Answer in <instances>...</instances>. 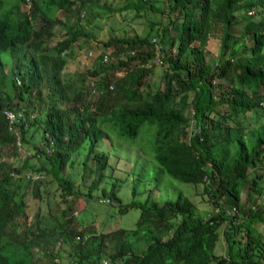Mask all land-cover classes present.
<instances>
[{"label":"trees","instance_id":"trees-1","mask_svg":"<svg viewBox=\"0 0 264 264\" xmlns=\"http://www.w3.org/2000/svg\"><path fill=\"white\" fill-rule=\"evenodd\" d=\"M99 1L0 0V264H37L35 246L50 264H60L64 244L68 264H264V233L256 226L264 224V0H169L168 24L155 34L166 66L161 86L148 76L157 52L152 38L114 36L102 45L114 47L117 61H100L87 71L95 81L72 94L61 79L66 60L60 53L85 35L80 20ZM145 1L133 4L154 9ZM73 12L49 56L44 50L55 26H67ZM212 45L218 49L208 61ZM5 110L16 114L12 125ZM251 116L261 122L245 128L242 118ZM145 124L155 127L151 162L175 180L203 184L213 211L197 216L181 192L154 202V187L144 200L123 203L114 180L108 198L121 213L140 209L134 227L98 232L91 224H73L72 198L79 192L63 173L74 164L73 154L86 143L82 165L93 174L86 193L92 197L110 164L100 141L114 132L135 146ZM17 134L29 154L12 164L3 155L9 147L21 149ZM39 174L51 175L68 202L56 225L38 226L39 218L36 226L29 223L25 198ZM245 187L247 205L240 201ZM224 221L227 252L217 255ZM16 252L20 258L12 260Z\"/></svg>","mask_w":264,"mask_h":264},{"label":"rangeland","instance_id":"rangeland-1","mask_svg":"<svg viewBox=\"0 0 264 264\" xmlns=\"http://www.w3.org/2000/svg\"><path fill=\"white\" fill-rule=\"evenodd\" d=\"M136 1L138 0H100L98 5L94 6V12L88 19L86 18L87 15L84 14L82 16L80 25L84 29L85 35L80 36L73 43L70 50L60 53V57L66 60V64L60 73L61 79L69 85L70 93L75 94L82 88L88 89L91 81H95L97 77L88 74L87 71L100 66L103 53L109 54L107 64L110 61H117V56L110 54V52H113L114 47L105 48L102 45L104 41L114 36L125 37L133 35L140 37L149 36L152 41L154 38L157 40L155 34L168 24L166 11L169 0H151L154 4V9H149L148 7L137 8L133 4ZM145 2L148 3L150 1L147 0ZM242 4L243 2L240 5ZM57 14L62 19H65L63 13L58 12ZM75 17L76 14L73 12L68 15L67 26H55L54 36L48 40L47 49L44 50L49 56L56 54L55 50L52 49L53 45L63 38L65 35L64 30L71 25ZM165 42L166 40H164V45ZM217 49V45H212L211 53L207 56L208 61L216 56ZM121 55L125 56V53L120 54L118 57ZM148 65L153 68L152 73L148 75L149 79L152 82L159 83L161 86L166 66L156 62L155 58L151 59ZM46 91L47 89L45 88L43 96ZM190 95H192V92ZM242 119L245 123V128H253L261 122L260 119L256 120L252 116L251 118L244 117ZM144 128H147V130H142L134 139L135 146H128L121 140H117L114 132L109 139L105 138L100 141L99 146L108 151L110 164L102 182L92 191V197H87L86 193L93 179V174L86 172L82 165L84 155L81 153L83 148L86 147V143L78 150L79 153L73 154L75 158L74 164L67 166L63 170L64 175L74 181L75 187L79 192V196L72 198L74 204L73 224L78 226L91 224L98 232L134 227L140 209L133 207L126 213H121L118 210L119 206L114 204L116 201L108 198V193H110L114 180L118 181L115 191L116 196L123 203H129L132 199L144 200L148 192L146 189L154 187L155 190L152 194L154 202L162 204L167 199L175 200L178 192H181L193 202L197 216L206 218L213 211L211 200L208 199V195L204 192L203 184L193 185L175 180L165 172H162L157 163L151 162L148 150L151 149L155 127L145 124ZM4 153H6L3 155L5 159H8L12 164H17L29 154V151L24 146L18 151H14L12 147H9ZM89 165L92 167L93 163L90 162ZM84 173L86 175L85 178L82 177ZM39 175L41 176L40 180L34 181L25 198L29 223L36 226V219L39 218L38 226L56 225L64 219L61 212L62 209L67 208L68 202L62 199L61 189L57 181L51 178V175ZM252 176H254V171L250 173L249 178ZM134 186L136 192L133 194ZM36 189L38 193L35 191ZM103 191H105L104 194ZM245 198L246 187L241 192L240 201L244 202ZM262 200H258L256 204L259 205ZM244 203L247 205L246 202ZM17 222L19 223L17 230L20 231L23 228L24 218H20ZM227 223L224 221L218 228L219 240L215 247L217 255H225L227 252V243L223 234ZM256 226L260 233H264V224H256ZM49 233L47 232L45 235L46 239L50 237ZM41 243L43 241L40 242V245H42ZM47 249L52 252L56 248L49 244ZM67 249H69V246L64 244V249L61 250L62 257L59 260L60 264L70 263ZM34 250L36 254L33 258L37 264H50L49 256L41 253L40 246H35ZM19 258L20 253L18 252L12 255V260H18Z\"/></svg>","mask_w":264,"mask_h":264},{"label":"built area","instance_id":"built-area-1","mask_svg":"<svg viewBox=\"0 0 264 264\" xmlns=\"http://www.w3.org/2000/svg\"><path fill=\"white\" fill-rule=\"evenodd\" d=\"M153 41L155 42L156 50H157V52H156V57H155L156 62L161 63V59H160V56H159L160 45L157 43V40H156L155 38L153 39ZM89 54H91V52H89ZM107 60H108V56H107L105 53H103V54L101 55V61L106 62ZM18 83H20V81H18ZM4 114H5V116H6L7 120H8V122H9V124L12 125V124L15 122L16 114H15L13 111H10V110H5V111H4ZM16 143H17V146H18L19 148H21L20 137H19L18 134H17V140H16ZM37 177H38V175H33V176H32L33 179H38L39 177H38V178H37Z\"/></svg>","mask_w":264,"mask_h":264}]
</instances>
